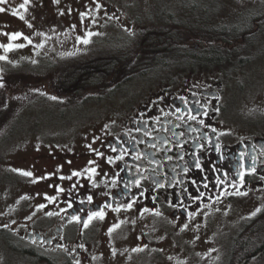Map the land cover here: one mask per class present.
<instances>
[{
  "label": "flooded vegetation",
  "instance_id": "af4514ba",
  "mask_svg": "<svg viewBox=\"0 0 264 264\" xmlns=\"http://www.w3.org/2000/svg\"><path fill=\"white\" fill-rule=\"evenodd\" d=\"M97 2L111 11L108 17L118 28L115 32L125 35V42H120L121 54L104 51L118 60L104 61L102 53L96 62L76 61L68 65L49 62L44 69L32 73L36 77L33 84H47L48 93L44 94L53 102L49 107L55 115H66L68 108L94 98L96 103L108 102L97 112L79 116L73 125L51 126L48 135L36 138L42 149L35 153L33 161L40 164L43 171L24 166L7 171L9 175L20 177H23L21 171H31L33 176L23 179L31 183L32 188L37 187L39 181L45 182V189L36 191L41 195L32 200L33 205L37 201L34 213L37 215L32 219L41 214L46 216L47 212L54 215H47L48 225L34 228L33 222L26 223L23 226L26 229L18 233L28 243L54 247L55 252H62L61 257H55L59 264H76L85 258L88 251L85 234L89 226L84 228L83 222L92 212L101 209L106 215L96 223L98 229L115 215L135 227H143L145 220L150 219L161 229L181 232L185 223L197 225L200 218H206L223 206L242 209L241 205L250 204L249 210L256 211L264 202V120H249L238 115L232 106L236 93L231 70L240 65H148L136 62L143 47L134 49L131 45L136 36H158L163 32L179 38V24L184 25L186 35L199 38L200 34H208L205 40L212 42L209 37L215 31L199 30L198 22L214 27L215 16L193 21L189 19L193 15L179 16V10L174 13L179 9V2L169 10V0H159L154 13H148L144 4H136L137 0L127 3L133 9L131 13H120L122 9L117 8L116 0ZM261 8L264 10V3L259 11ZM55 13L57 15V11ZM56 15H51L52 27L55 20H59ZM65 29L60 35L66 44L68 40L71 42L74 33L67 26ZM263 32L264 12L255 17L253 28L245 30V34L254 37ZM245 37L243 35L242 40ZM176 45L179 46V40ZM151 48H144L147 55L143 59H150ZM45 72H48L47 78H44ZM118 89L121 91L116 94ZM41 97L40 94L33 96L35 100ZM192 116L196 119H191ZM12 128L16 127L2 130ZM112 147L117 151L113 152ZM92 149L104 155L98 156ZM120 155L123 159H117ZM109 156L114 160L111 164L107 160ZM197 156L203 171L195 167ZM89 161L95 163L89 164ZM253 161L255 173L251 172ZM92 167L96 168V174L91 178L84 173L67 179L73 171L83 172ZM240 173H244L243 186ZM46 175L50 178L32 182ZM60 176L65 179L60 180ZM220 180L224 183H219ZM57 186L64 191H58ZM237 190L248 194L225 195ZM198 192L203 195L193 200ZM46 195L56 197L55 201L49 203ZM88 196L92 197L90 203ZM129 203L131 209L124 207ZM40 204L47 207L37 210ZM106 204L111 207H105ZM115 208L120 211H113ZM145 208L151 211L144 212ZM192 211L196 215L189 219L187 213ZM157 212L160 215H156ZM73 216H79L80 220H73ZM164 240H147L139 245L142 249L150 246L159 250Z\"/></svg>",
  "mask_w": 264,
  "mask_h": 264
},
{
  "label": "rangeland",
  "instance_id": "374dc122",
  "mask_svg": "<svg viewBox=\"0 0 264 264\" xmlns=\"http://www.w3.org/2000/svg\"><path fill=\"white\" fill-rule=\"evenodd\" d=\"M97 1L59 0L56 2V0H49L47 4L46 0H29V4L26 5L27 11L19 8L23 0H8L7 4H0V7L6 9L5 12H0V44H24L23 48H14L9 52L0 48V55L8 57L7 60H0V70H2L0 71V82L4 83L7 76L11 75L13 77L11 79H15L14 76L19 80L24 79L28 87L20 93L21 100L31 101L26 104L20 103L19 107L22 108H15L17 112L15 117L10 116L12 109L5 112L8 119L13 121V124L9 126L16 127L15 129L2 130L6 126V119L4 118L3 122L0 120V229H4L3 225L7 224L8 228L5 229L11 230L14 245H20L22 248L26 246L36 253L53 259L61 257L62 252H55L54 247L47 248L43 245L28 243L21 239L23 237L18 233V230L26 229L23 228L26 223L33 222L34 228L48 225L47 215L41 214L40 217L32 219L37 215L33 214L36 211L37 201L33 205L32 200H37L41 195L36 191L38 189L43 191L46 187L45 182L39 181L37 187L32 188V184L23 179L26 176L9 175L7 171L19 166L37 172L43 171L40 164L33 161L35 153L42 149L37 144L36 138L48 135V128L51 126L73 125L79 116L97 112L108 102L96 103L94 100L97 99L94 98L81 105L68 108L66 115H55L47 103L41 100L34 102L33 96H30L31 92L38 90L45 94L48 93L45 82L33 84V79L36 77L32 73L44 69L49 62H55L58 65H68L76 61L95 60L96 62L102 53L107 55L104 51L122 53L120 42L121 40L125 42V35L115 32L117 27L108 17L111 11L101 7L102 5ZM158 1L137 0L136 4H144L149 9L148 13H154L159 7ZM128 2L129 0H116L120 6L117 8L122 9L120 13L133 11L127 5ZM178 2L179 9H176L174 13L179 10V16H181L180 10H192L190 15L194 17H189V19L193 21L195 17L207 18L213 15L216 25L217 22H226L231 17L247 20V13H256L264 0H169V10ZM12 9H19V13L23 14L25 19L21 20L19 15H13ZM81 13L85 15L82 17ZM51 15L59 18L55 20L53 27L50 24ZM29 23L32 25L31 28L28 27ZM66 26L70 28L74 36L72 34L71 42L68 40L65 44L60 33L66 30ZM15 32L23 35L12 41L9 37ZM88 32L100 33V35L88 37L90 39L88 44L81 43ZM4 33L9 35L6 36ZM23 36H28L32 43L29 44ZM37 44H42L43 47L37 48ZM213 50L217 51L216 48ZM213 50L209 49L208 54ZM241 50L243 54L235 57L236 59H239V56L242 57V63L239 64L233 62L234 57L232 56L221 62H215L214 57L211 56L206 60L196 62L195 65H240L231 70L232 87L236 93L232 106L238 115L245 116L249 120H264V32L255 36L248 46L244 45ZM158 58L157 55L151 61L144 58L143 62H147L148 65H159ZM182 59L183 53H181L180 61H173L169 65H184ZM43 74L44 78H47L48 72ZM120 91L121 89H118L116 94ZM47 165L50 166V164ZM21 197H28V199H21ZM249 205H241L242 209L223 206L218 211L207 214L206 218H200L197 225L190 224L181 232L174 231V229L172 231L161 229L156 222L150 219L145 220L143 227H135L123 217L119 218L115 215L106 221V226L98 229L96 223L102 220L94 218L91 221L92 224H89L87 235L85 234L88 240V251L79 264H228L233 237L245 227L246 222L251 221L264 210L263 202L259 206L260 211L253 216L252 213L255 211L249 210ZM120 221L126 223L120 224L110 235L108 229ZM5 238L4 233L0 232V264H49L47 259L37 263L34 255L15 249L7 243ZM163 238L165 240L162 249L147 246L148 249L133 251L135 248H143L139 244L144 241L155 242ZM113 249H115V254H113Z\"/></svg>",
  "mask_w": 264,
  "mask_h": 264
},
{
  "label": "trees",
  "instance_id": "16d2710c",
  "mask_svg": "<svg viewBox=\"0 0 264 264\" xmlns=\"http://www.w3.org/2000/svg\"><path fill=\"white\" fill-rule=\"evenodd\" d=\"M262 10H258L256 13H247L248 19H235L229 20L226 22H217L214 27H208L198 22L200 25L199 30H214V35H211L209 39L212 42H207L205 39L209 36L208 34H200L199 38L197 36H188L183 30H185L184 25L179 24V38L175 34H170L169 32H163L162 35L158 36H136L134 37L131 45L134 49L135 46L143 47L140 52V55L137 56L136 62H143V57H146L147 53L144 49L148 46H151L152 50L150 53V61L157 55L159 58V65L166 64L169 65L173 61H180L181 53H183L182 63L184 65H195L196 62H201L202 60H206L207 57H214L215 62H221L225 58H230L232 56L233 62L242 63V57L239 56V59L235 57L237 55L243 54L241 50L243 46H248V43L254 39V37L247 36L245 34V30L253 28L255 17L264 12ZM181 16L191 14V11L180 10ZM203 19L202 16L195 17ZM234 21H237L235 23ZM170 27V26H169ZM223 31H228L229 33L224 34ZM246 35L244 40H242V36ZM179 40V46L176 45V41ZM193 40V41H192ZM247 42V43H246ZM212 50V53H209V49ZM144 49V50H143ZM161 50V52H160ZM179 50H181L179 52ZM242 52V53H241ZM122 56V55H121ZM120 56V57H121ZM104 61H117L115 57H109L108 55H103ZM12 76V75H11ZM7 76L6 81L4 80L3 87H0V120L3 122L4 118L6 119V126L9 124H13V121L8 119L5 115V112L9 109H12V113L10 116L15 117L16 111L15 108H20V103L26 104L31 101L29 100H21V92H24V88L28 87L25 83L24 79L19 80L11 79L13 77ZM13 81V82H12ZM19 81V82H18ZM21 82V83H20ZM23 83V84H22ZM27 92V91H26ZM34 94H40L42 97L39 98L44 103H47L48 106L52 105L47 96L42 91L31 92L30 96H34ZM3 95V96H2ZM29 96V97H30ZM28 97V98H29ZM20 98V99H19ZM35 100V99H34ZM35 100L34 102H36ZM10 229H0V232H3L6 236L5 240L10 245L14 246L15 249L28 252V254H32L35 256V260L37 263L42 262L44 259H47L49 264H59L55 259L47 256H43L39 253H36L32 249L20 245H14L13 243V234ZM264 247V210L257 214L251 221L246 222L245 227L240 229V231L233 237L230 247V255H229V263L228 264H238L242 259L248 257L252 254L257 253L260 249ZM245 264H264V252L260 254L257 258L252 261H247Z\"/></svg>",
  "mask_w": 264,
  "mask_h": 264
},
{
  "label": "snow or ice",
  "instance_id": "6c2138e0",
  "mask_svg": "<svg viewBox=\"0 0 264 264\" xmlns=\"http://www.w3.org/2000/svg\"><path fill=\"white\" fill-rule=\"evenodd\" d=\"M7 2H8V0H0V4H7ZM56 2H59V0H56ZM28 4H29V0H23V3H21V4L19 5V8H20V9H24L25 11H27V7H26V5H28ZM97 7H100V5H97ZM5 11H6V9H5L4 7H0V12H5ZM12 14H13V15H19V18H20L21 20H24V19H25L24 15L19 13V9H12ZM84 15H85V13H81V16H82V17H83ZM28 27L31 28L32 25L29 23V24H28ZM4 35L7 36V35H9V34H8V33H4ZM22 35H23V34L20 33V32H15V33H12V34L10 35L9 38H10V40L15 41V40L19 39ZM40 35H42V34H40ZM93 35H100V33H92V32H88V33H86V37L83 38V39L81 40V42L84 43V44H88V43H90V39H89L88 37H91V36H93ZM23 39L26 40L29 44L32 43V40H31L28 36H23ZM78 39H80V38H78ZM23 47H24V44H13V43L0 44V48H3L5 52H9V51L13 50L14 48H23ZM36 47H37V48H40V47H43V45H42V44H37ZM7 59H8V57H7L6 55H0V60H7ZM33 63H35V61H33ZM0 71H2V70H0ZM3 86H4L3 83L0 82V87H3ZM52 99H56V97H52ZM178 111H179V109H178ZM191 119L195 120L196 117H195V116H192ZM200 123H203V121H200ZM213 131H215V129H213ZM153 146H154V145H153ZM88 147L91 148V145H89ZM201 147H203V146H201ZM92 150L95 151L96 154H97L98 156H103V155H104V153H102V152H100V151H98V150H95V149H92ZM112 151H113V152H116L117 149H116L115 147H112ZM217 151H219V146H217ZM136 158H137V159H140L141 156H137ZM182 158H183V157H181V159H182ZM117 159H123V155L118 156ZM107 160H108V163H110V164L114 162V160H113V158H112L111 156H109V157L107 158ZM93 163H95V162H94V161H89V164H93ZM195 167H196L197 169H200L201 171L204 170V168H203V166H202V164H201V162H200V158H199L198 156L196 157ZM242 167H243V165H242ZM210 170H212V169L210 168ZM13 171H20V170L13 169ZM58 171H59V169H58ZM255 171H256V168H255V161H253V167H252V169H251V172H252V173H255ZM84 173H87L88 176L91 178L92 176H94V175L96 174V168H94V167H92V168H85V169L83 170V172L73 171V172L71 173V175L67 177V179L70 180V179H72L73 176L80 177V176H81L82 174H84ZM21 174L24 175V176H26V177H32V176H33V173H32L31 171H21ZM225 175H227V173H225ZM48 178H50L49 175H46V176H44V177H38V178H35L32 182L35 183V182H37L39 179H48ZM59 179H60V180H63V179H65V177H64V176H60ZM205 179H206V177H205ZM262 179H264V177H262ZM243 180H244V173H240V182H241V186H243ZM93 183H94V182H93ZM137 183H138V182H137ZM192 183L195 184L196 181L193 180ZM219 183L223 184L224 181L220 180ZM94 186H95V183H94ZM72 187L75 188L76 185L73 184ZM204 187L207 188V187H208V184L205 183V184H204ZM232 187H233V188H236V185L233 184ZM57 190H58V191H64V189H63V188H60L59 186H57ZM247 194H248L247 192H241V191H239V190H237V191L234 192V193H227V192H225V195L246 196ZM202 195H203L202 193H199V192H198V194H197L196 196H193L192 199H193V200H199V199L201 198ZM45 198L49 201V203L54 202L55 199H56V197H54V196H47V195L45 196ZM21 199H28V197H21ZM217 199L219 200V197H217ZM87 200H88V202L90 203V202L92 201V197H91V196H88V197H87ZM81 203H84V201H81ZM46 207H47V205H45V204H40V205L38 206V209H39V210H43V209H45ZM68 207H69V208L72 207V204H71L70 202L68 203ZM105 207H111V205L106 204ZM124 207H126V208H128V209H131V208H132V204H131V203L126 204V205H124ZM205 207H207V205H205ZM113 211H117V212H118V211H120V208H115V209H113ZM149 211H151V210H150V209H147V208L144 209V212H149ZM259 211H260V209L257 208L256 211L252 213V215H253V216L256 215V213L259 212ZM33 214H34V213H33ZM46 215L51 216V215H54V213H52V212H47ZM105 215H106V214H105V212H104L102 209H101L100 211L92 212V213L88 216L87 221H84V222H83V227H84V228H87V227L89 226V223H90L94 218H98V219H100V220H103V219L105 218ZM156 215H160V213L157 212ZM187 215H188L189 219H191V218H193V217L196 215V212H195V211L188 212ZM29 219H31V217H29ZM72 219H73V220H76V221H79V220H80V217H79V216H73ZM13 223H14V221H13ZM123 223H125V221H120V223H118V224H114L112 227H110V228L108 229L109 234L111 235V233H112L116 228H118V227L120 226V224H123ZM3 227H4V228H8V225L5 224V225H3ZM183 227H184L185 229H187V228H188V224L185 223V224L183 225ZM33 243H35V241H33ZM65 250L67 251V249H65ZM142 250H143L142 248H135V249H133V251H142ZM113 254H115V249H113ZM77 264H79L78 261H77Z\"/></svg>",
  "mask_w": 264,
  "mask_h": 264
},
{
  "label": "water",
  "instance_id": "95a60500",
  "mask_svg": "<svg viewBox=\"0 0 264 264\" xmlns=\"http://www.w3.org/2000/svg\"><path fill=\"white\" fill-rule=\"evenodd\" d=\"M263 252H264V247L262 249H260L257 253L252 254V255H250L248 257H245L238 264H245V262H247V261H252L255 258H257L260 254H262Z\"/></svg>",
  "mask_w": 264,
  "mask_h": 264
}]
</instances>
